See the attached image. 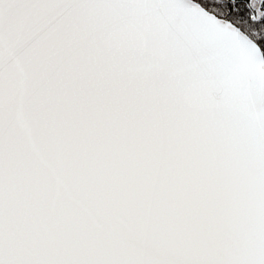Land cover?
I'll use <instances>...</instances> for the list:
<instances>
[{"label":"snow or ice","instance_id":"1","mask_svg":"<svg viewBox=\"0 0 264 264\" xmlns=\"http://www.w3.org/2000/svg\"><path fill=\"white\" fill-rule=\"evenodd\" d=\"M0 264H264V0H0Z\"/></svg>","mask_w":264,"mask_h":264}]
</instances>
